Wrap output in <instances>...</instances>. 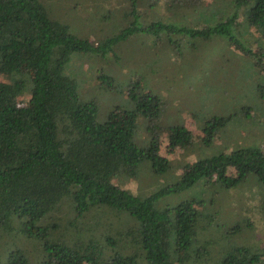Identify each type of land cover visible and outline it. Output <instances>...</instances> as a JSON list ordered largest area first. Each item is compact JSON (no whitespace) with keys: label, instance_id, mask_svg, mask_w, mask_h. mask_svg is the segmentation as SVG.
I'll list each match as a JSON object with an SVG mask.
<instances>
[{"label":"trees","instance_id":"obj_1","mask_svg":"<svg viewBox=\"0 0 264 264\" xmlns=\"http://www.w3.org/2000/svg\"><path fill=\"white\" fill-rule=\"evenodd\" d=\"M214 11L212 22L209 19L201 29H193L177 16L138 18L130 6L123 27L93 41L50 16L41 0H0V230L17 226L26 236L42 240L40 261H30L22 248L14 247L0 264L198 263L206 251L205 245L198 246V234L207 228L203 211L191 198L172 205L158 200L200 180L235 186L248 173H254L264 188V151L255 145L186 162L175 180L146 195L120 187L113 182L114 175L136 177L142 160H149L158 173L172 164L159 152L154 124L160 117L161 96L140 83H130L129 105H115L100 121L96 102L81 98L76 78L64 70L71 52L103 55L135 32L166 31L171 42L173 34L209 31L237 43L238 35L255 30L264 39V0H223ZM258 63L264 69L259 58ZM259 91L264 100V84ZM138 116L147 118L152 132L145 146L134 140ZM225 121L222 116L208 119L202 126V140L210 142ZM166 135L168 152L177 146L186 148L193 140L191 130L180 124L169 126ZM65 200L71 202L75 217L105 206L131 217L125 229L129 249L110 252L92 237H51L50 225L42 219ZM104 242L117 244L111 236H105ZM215 260L217 264H264V247L225 245Z\"/></svg>","mask_w":264,"mask_h":264},{"label":"rangeland","instance_id":"obj_2","mask_svg":"<svg viewBox=\"0 0 264 264\" xmlns=\"http://www.w3.org/2000/svg\"><path fill=\"white\" fill-rule=\"evenodd\" d=\"M41 1L50 16L67 23L72 32L98 41L124 26V13L130 6L139 13L132 16L138 18L172 15L181 17L177 20L189 25L188 28L201 29L223 0ZM206 33L190 30L181 35L173 34L174 39L169 42L171 38L166 31L159 34L135 32L103 55L83 51L70 53L64 70L76 78L79 96L96 102L100 121L115 105H129L130 83H140L144 89L161 96V113L154 124L161 142L159 152L168 156L172 164L158 173L149 160H142L136 177L114 175L112 180L120 187L146 195L175 180L186 162L202 156L246 145H255L264 151V100L259 91L264 84V69L258 63V58L264 62V39L255 30L238 35L237 43L224 34ZM241 45L250 51L242 49ZM214 116L225 117L226 121L211 141L205 142L202 126ZM147 123L146 117L138 116L134 129L138 146H145L152 134ZM174 124L190 129L193 140L186 148L177 146L173 152H168L166 130ZM228 172L235 174L233 167H229ZM186 198L195 199V206L204 213L202 221L207 223V228L198 234V246L205 245L206 251L201 252L198 263L192 264H217L215 259L225 245L264 247V188L254 173L246 174L231 187L200 180L182 191L161 197L158 202L172 205ZM132 221L125 213H117L107 206L75 217L69 200L63 201L54 214L42 219L50 225L51 237L68 240L76 236L92 237L110 252L129 249L125 229ZM105 236H111L117 244L108 246ZM14 247L22 248L30 261H40L42 257L41 239L26 236L17 226L8 231L0 230V260Z\"/></svg>","mask_w":264,"mask_h":264}]
</instances>
